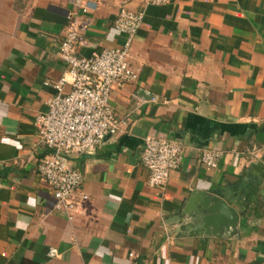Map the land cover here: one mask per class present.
Masks as SVG:
<instances>
[{
  "label": "crops",
  "instance_id": "crops-1",
  "mask_svg": "<svg viewBox=\"0 0 264 264\" xmlns=\"http://www.w3.org/2000/svg\"><path fill=\"white\" fill-rule=\"evenodd\" d=\"M121 5L144 12L128 57L137 77L109 97L127 124L71 157L83 178L68 219L38 174L51 150L35 119L66 70L72 5L0 0V264H264V0H102L78 54L121 44ZM158 133L184 145L164 188L148 185L140 160ZM204 148L225 152L216 167L199 163ZM192 192L233 207L234 229L191 234L193 212L177 216Z\"/></svg>",
  "mask_w": 264,
  "mask_h": 264
},
{
  "label": "built area",
  "instance_id": "built-area-1",
  "mask_svg": "<svg viewBox=\"0 0 264 264\" xmlns=\"http://www.w3.org/2000/svg\"><path fill=\"white\" fill-rule=\"evenodd\" d=\"M101 1L69 0L72 11L67 15L66 31L58 48L66 70L51 83L55 92L47 101V110L35 119L40 142L51 150L39 162L38 174L51 187L54 208L65 211L68 219L72 218L74 193L83 178L81 171L71 163V157L90 154L107 137L123 132L127 120L115 118L109 105L110 92L114 86L130 83L137 77L128 57L143 23V10L119 7L114 28L123 37L120 45L104 47L88 55L75 50L81 43L85 17L97 9ZM169 1L147 0L155 5ZM183 152L184 145L177 139L160 133L146 135L140 160L148 173V185L164 188L170 172L179 167ZM224 155L221 149L204 148L198 154V161L213 168ZM47 255L57 256L58 251L50 248Z\"/></svg>",
  "mask_w": 264,
  "mask_h": 264
},
{
  "label": "water",
  "instance_id": "water-1",
  "mask_svg": "<svg viewBox=\"0 0 264 264\" xmlns=\"http://www.w3.org/2000/svg\"><path fill=\"white\" fill-rule=\"evenodd\" d=\"M193 212L191 222L198 227L190 233H217L221 229H234L237 212L218 196H210L204 192H192L183 207L180 216Z\"/></svg>",
  "mask_w": 264,
  "mask_h": 264
}]
</instances>
